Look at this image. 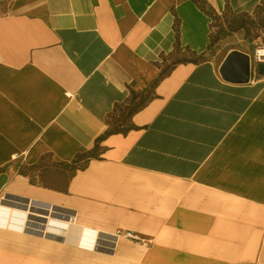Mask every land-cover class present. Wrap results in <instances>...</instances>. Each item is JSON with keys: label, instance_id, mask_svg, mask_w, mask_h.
I'll list each match as a JSON object with an SVG mask.
<instances>
[{"label": "crops", "instance_id": "obj_1", "mask_svg": "<svg viewBox=\"0 0 264 264\" xmlns=\"http://www.w3.org/2000/svg\"><path fill=\"white\" fill-rule=\"evenodd\" d=\"M212 22L197 0H0V264H264V62L209 54ZM236 50L246 83L220 73Z\"/></svg>", "mask_w": 264, "mask_h": 264}, {"label": "trees", "instance_id": "obj_2", "mask_svg": "<svg viewBox=\"0 0 264 264\" xmlns=\"http://www.w3.org/2000/svg\"><path fill=\"white\" fill-rule=\"evenodd\" d=\"M197 3L199 4V6H201V8L203 10H205L212 17L213 22L215 21V19L217 17L222 16V15H219L218 13H216L215 11H213L208 5L202 3L200 0H197ZM259 11H262L264 13V2H263V5L261 7H259V9L255 12V15L258 14ZM228 13H231L237 22H238V19H240V18H243V17H250L251 18L252 17L248 13H242V14L233 13L230 10L229 5H227L226 10L223 13V15L226 16ZM235 19H234V22H235ZM213 22L211 24L212 29H214ZM254 22H255V20H252V23H254ZM248 23L249 22H247V21H244V22L242 21V22H240L239 25L231 26V29L229 30V32L224 34V35H229L230 33H234V32L240 31L242 29H245L246 32H248V29H247ZM223 33H225V29H221L219 32H217L216 36L214 34V31L212 32V41H211V44L209 45V49L212 50L213 47L222 39ZM196 56H197L196 59H191V60L200 61V60H203L207 57L204 53L200 54V55H196ZM138 97H139V99L136 100ZM145 101H146V97H145V95H143V93L133 92V97L131 98V100H129V102L127 104L122 105V106H124L123 108L121 105H117L115 110L111 114H109V116L107 118L108 123L110 125V128L107 130L106 133L107 134L117 133V132L126 133L130 128L133 127V125L128 123V119L131 118L133 113L135 111H137V109L140 106H142L145 103ZM101 138H99V140ZM99 140H97V142ZM98 153H99V145L97 144L94 149L87 151V152L80 153L79 155H77V158L73 161L72 165L75 167V169H82L87 165V163L89 162V159L92 157H96L98 155Z\"/></svg>", "mask_w": 264, "mask_h": 264}, {"label": "rangeland", "instance_id": "obj_3", "mask_svg": "<svg viewBox=\"0 0 264 264\" xmlns=\"http://www.w3.org/2000/svg\"><path fill=\"white\" fill-rule=\"evenodd\" d=\"M264 13L262 11H259L258 14L255 16L250 17H243L238 19V22L234 18V16L231 13H228L226 16L222 15L220 17H217L214 24V34L216 36L217 32H219L221 29H225V33L222 34V39L225 40L229 35L233 34L230 33L229 35H224L229 32L231 29V26L239 25L240 22L247 21L249 22L247 24L248 32H246L245 29H242L240 31L245 32V40L240 41L239 43H235L234 45H231L230 42L227 44H222L221 46L218 45L219 42L213 47V49L210 51L209 54L215 55L217 51L222 53L223 55L226 54V52L231 47H239L244 50H248L250 53L254 54L256 56V52L258 49L264 48ZM235 19V22H234ZM252 20H255L254 23H252ZM196 55L193 54H187V52L183 53L179 50L170 58V62L168 64L173 65L179 61L188 60V59H196ZM208 58V56L206 57ZM258 73V72H257ZM259 74V73H258ZM128 123L131 124L130 118L128 119ZM123 127V126H122Z\"/></svg>", "mask_w": 264, "mask_h": 264}, {"label": "water", "instance_id": "obj_4", "mask_svg": "<svg viewBox=\"0 0 264 264\" xmlns=\"http://www.w3.org/2000/svg\"><path fill=\"white\" fill-rule=\"evenodd\" d=\"M251 59L248 54L240 51L231 52L220 67L221 75L233 82L246 83L251 76ZM260 69H264V64L260 65Z\"/></svg>", "mask_w": 264, "mask_h": 264}, {"label": "built area", "instance_id": "obj_5", "mask_svg": "<svg viewBox=\"0 0 264 264\" xmlns=\"http://www.w3.org/2000/svg\"><path fill=\"white\" fill-rule=\"evenodd\" d=\"M256 62L257 63H261V62H264V55H260L256 52ZM126 236L133 239V240H140V238L138 237V235H136V233L132 232V231H127L126 233Z\"/></svg>", "mask_w": 264, "mask_h": 264}, {"label": "bare ground", "instance_id": "obj_6", "mask_svg": "<svg viewBox=\"0 0 264 264\" xmlns=\"http://www.w3.org/2000/svg\"><path fill=\"white\" fill-rule=\"evenodd\" d=\"M257 53L260 54V55H264V48L258 49Z\"/></svg>", "mask_w": 264, "mask_h": 264}]
</instances>
